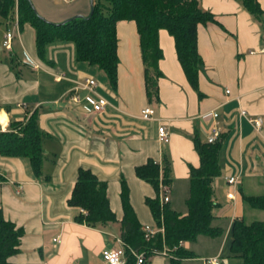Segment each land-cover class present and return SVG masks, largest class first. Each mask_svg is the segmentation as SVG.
I'll return each instance as SVG.
<instances>
[{
	"label": "crops",
	"instance_id": "1",
	"mask_svg": "<svg viewBox=\"0 0 264 264\" xmlns=\"http://www.w3.org/2000/svg\"><path fill=\"white\" fill-rule=\"evenodd\" d=\"M198 1L215 22L199 24L196 29V49L202 62L196 89L183 74L172 37L159 29L161 56L156 67L160 75L155 97L150 100L133 21L115 23L117 75L112 89L102 71L75 61L70 42L48 44L45 60L38 59L34 30L28 23L17 25L15 6L7 18L0 16V130L11 122L22 123L34 113L44 134L40 144L44 157L37 178L25 158L0 155V210L4 219L22 229L18 251L8 258L9 264H105L101 250L119 246L121 181L140 227L156 228L144 202L155 192L134 173V168L147 160L157 164L159 183L162 157H166L170 178L167 202L184 213L190 168L199 166L193 137L206 142L212 127L218 130L213 142H218L219 174L212 180L215 205L210 224L221 232L183 242L194 257L181 259V264L205 262L209 257L223 264L222 254L229 261L239 260L229 252L232 221L264 220L263 210L242 200V196L264 192V53L259 51L264 45V0H256L262 10L259 21L238 0ZM29 2L37 15L52 23L90 12L89 0ZM6 30L13 34L10 50L1 47ZM24 54L32 65L24 62ZM85 76L94 78L96 91L107 101L100 113L83 108L82 90L76 91L78 103L70 100L75 82ZM145 106L153 109L152 119L139 117ZM246 116L260 117V128L254 129ZM159 122L168 132L164 144L157 139ZM79 168L105 183L115 221L89 226L73 220L79 209L69 206L67 199ZM230 174L239 176L233 199L225 196L230 188L224 177ZM199 243L204 251L198 249ZM148 264L169 261L154 254Z\"/></svg>",
	"mask_w": 264,
	"mask_h": 264
},
{
	"label": "trees",
	"instance_id": "2",
	"mask_svg": "<svg viewBox=\"0 0 264 264\" xmlns=\"http://www.w3.org/2000/svg\"><path fill=\"white\" fill-rule=\"evenodd\" d=\"M242 7L256 20L262 18V10L256 0H238ZM15 6L17 25L28 23L34 30V45L38 59L45 60V47L56 41L73 45L75 61L86 62L103 72L109 86L116 85V37L115 23L119 20L135 24L143 79L147 99L155 97L157 60L161 51L157 45V30L164 29L172 37L175 54L189 85L196 89L201 59L196 49V29L199 24L215 22L213 15L201 9L198 0H92L87 16L72 17L63 23H52L34 11L29 0H0V16L7 18ZM35 114L24 122H11L0 130V155L25 158L32 174L37 178L41 172L43 153ZM193 145L199 157V166L190 168L188 194L184 200L185 212L172 209L168 202L158 200V168L152 160L134 168L135 176L148 182L154 192L153 198H145L156 228L162 232L146 238L128 202L127 188L120 182L119 198L122 216L119 221V238L123 242L124 264H135L133 253H142L143 264L165 248L169 264H179L183 258H192V251L182 246L193 242L198 235L214 237L220 234L218 227L211 226L212 180L219 174L217 161L218 142H200L196 135ZM166 157H162L161 180L168 187L170 178ZM2 177L0 176V181ZM251 208L264 211V192L255 196H242ZM67 204L81 209L73 220L89 226L115 221L105 193V183L85 169L77 170ZM229 252L243 264H264V220L244 223L234 219L231 224ZM22 229L3 218L0 210V264H9L8 258L18 251ZM130 250L132 252H130Z\"/></svg>",
	"mask_w": 264,
	"mask_h": 264
},
{
	"label": "built area",
	"instance_id": "3",
	"mask_svg": "<svg viewBox=\"0 0 264 264\" xmlns=\"http://www.w3.org/2000/svg\"><path fill=\"white\" fill-rule=\"evenodd\" d=\"M13 34L12 31L6 30L3 34L2 40H1V47L5 50H10L11 47V38ZM260 52L264 53V45L260 48ZM24 62L27 64L32 65V61L24 54ZM97 83L92 77L85 76L81 78L80 80L75 82V85L72 87V94L70 96V100L74 103H78V90H82L85 92V95L83 96V100L86 103V105H83V108L90 113H100L103 111L104 106L107 104L106 99L101 96L96 91ZM153 109L145 106L143 107L139 112V117L141 119L149 120L153 118ZM240 115H244V111H239ZM216 112H212L211 116L216 117ZM247 122L254 128L259 129L262 125V119L260 117H245ZM157 133V139L161 143H166L168 140V132L165 128V125L161 122L158 123L156 128ZM218 135V130L216 127H212L210 129L209 134L207 135L206 142L212 143ZM239 182V176L237 174H230L224 177V183L227 187L230 189L225 193L226 198L233 199L236 186ZM158 200L160 204L166 203L168 201V189L167 186L164 185L159 181L158 183ZM80 212H83L81 209H79ZM143 234L146 238L152 237L155 233L162 232V229L160 228H154L151 226H143L142 228ZM116 241L118 242L119 246L117 248H105L101 250L100 257L102 261L105 264H124L125 260V251L123 242L120 238H117ZM130 252H132L130 250ZM135 257V264H143L144 258L142 253H133ZM159 254L170 257L167 254V251L165 248H162ZM205 264H219V260L216 257H209L205 259Z\"/></svg>",
	"mask_w": 264,
	"mask_h": 264
},
{
	"label": "rangeland",
	"instance_id": "4",
	"mask_svg": "<svg viewBox=\"0 0 264 264\" xmlns=\"http://www.w3.org/2000/svg\"><path fill=\"white\" fill-rule=\"evenodd\" d=\"M261 212H263V211H261ZM263 214H264V212H263ZM199 242H200V241H199ZM201 246H202V245H201ZM201 246H200V243H199L198 249L204 251L205 248H204V247H201ZM206 248H207V249H210L209 246H207ZM198 253H199V252H198ZM221 256H222L221 259H222L223 264H243L242 261H241L240 259H239V260H232V261H229V260H227L226 256H224V254H222ZM178 263L181 264V260H179ZM201 263L204 264L205 262H203V261H202V262H194L193 264H201Z\"/></svg>",
	"mask_w": 264,
	"mask_h": 264
},
{
	"label": "water",
	"instance_id": "5",
	"mask_svg": "<svg viewBox=\"0 0 264 264\" xmlns=\"http://www.w3.org/2000/svg\"><path fill=\"white\" fill-rule=\"evenodd\" d=\"M89 5H90V10H91V5H92V0H89ZM74 17H79V16H74ZM64 21H62L61 23H63Z\"/></svg>",
	"mask_w": 264,
	"mask_h": 264
}]
</instances>
